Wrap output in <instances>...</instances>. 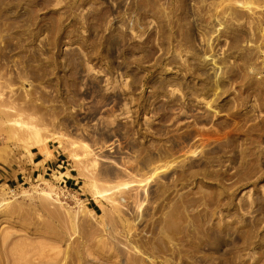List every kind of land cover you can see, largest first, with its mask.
Listing matches in <instances>:
<instances>
[{
	"label": "rangeland",
	"instance_id": "rangeland-1",
	"mask_svg": "<svg viewBox=\"0 0 264 264\" xmlns=\"http://www.w3.org/2000/svg\"><path fill=\"white\" fill-rule=\"evenodd\" d=\"M0 264H264V0H0Z\"/></svg>",
	"mask_w": 264,
	"mask_h": 264
},
{
	"label": "bare ground",
	"instance_id": "bare-ground-1",
	"mask_svg": "<svg viewBox=\"0 0 264 264\" xmlns=\"http://www.w3.org/2000/svg\"><path fill=\"white\" fill-rule=\"evenodd\" d=\"M12 123H14L16 125H21V126H19V128L21 130H23L25 132V134L27 135V141H28V143L26 145L27 150L31 149V148H41L42 147L43 148V155H45V154L47 155V153H49L47 148L45 147L46 139H44L41 136V129L39 127H37L36 125H33V124H26V123H21L18 121H13ZM54 138H56V137H54ZM59 139H60V137L57 138V140H59ZM72 146H73V144H71V147ZM29 153H31V152H29ZM71 157L75 158L76 155L73 154V155H71ZM123 188H125V186ZM35 193H37L38 196H41L44 199H48L51 197V194L49 192L43 190V189L35 190ZM98 194L99 193L95 192V194L93 195L94 198H98L99 197ZM81 208H82V206H81ZM88 211L92 212L91 210H88ZM40 255H42V254H40Z\"/></svg>",
	"mask_w": 264,
	"mask_h": 264
},
{
	"label": "crops",
	"instance_id": "crops-1",
	"mask_svg": "<svg viewBox=\"0 0 264 264\" xmlns=\"http://www.w3.org/2000/svg\"><path fill=\"white\" fill-rule=\"evenodd\" d=\"M40 158V160H39V162H41L42 161V157H41V155H39L38 153H36L35 154V158L34 159H39ZM39 162H37L36 164H38ZM57 168H59V169H61V168H63L62 166H56ZM39 170H41L42 171V169L40 168ZM38 170V171H39ZM46 170H49V168H46ZM35 172V171H34ZM34 174V173H33Z\"/></svg>",
	"mask_w": 264,
	"mask_h": 264
},
{
	"label": "built area",
	"instance_id": "built-area-1",
	"mask_svg": "<svg viewBox=\"0 0 264 264\" xmlns=\"http://www.w3.org/2000/svg\"><path fill=\"white\" fill-rule=\"evenodd\" d=\"M62 197H65V196H64V193H63ZM65 198H66V197H65Z\"/></svg>",
	"mask_w": 264,
	"mask_h": 264
}]
</instances>
